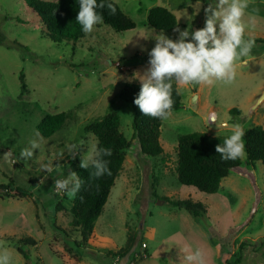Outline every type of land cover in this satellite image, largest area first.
Segmentation results:
<instances>
[{
  "label": "rangeland",
  "instance_id": "rangeland-1",
  "mask_svg": "<svg viewBox=\"0 0 264 264\" xmlns=\"http://www.w3.org/2000/svg\"><path fill=\"white\" fill-rule=\"evenodd\" d=\"M113 1L135 27L115 32L99 24L73 45L44 37L26 0H0V184L25 193L0 196V250L10 253L12 264H188L185 249L191 245L203 251L204 264H264L263 164L241 159V169L254 183L250 175L231 170L215 193L181 184L176 173L180 135L228 134V129L207 128L203 117L210 111L219 119L230 118L229 123L264 127V43L258 42L233 83L177 87L182 106L162 120L163 151L146 157L138 140L130 141L103 212L88 239L80 241L72 225L73 196L57 192L54 181L61 173L75 172L98 144L84 124L113 103L119 130L131 140L132 111L118 93L125 83H139L133 74L148 68L155 40L147 36L161 32L148 25V10L164 6L176 17V28L195 30L204 26L207 6V0L199 11L192 7L195 0ZM182 11L186 15L179 18ZM248 11L254 16V38H264V0H251ZM163 33L178 36L173 29ZM232 107L239 112H230ZM64 111L70 118L43 137L36 128L41 118ZM33 140L38 148L31 158H22L21 150ZM72 144L78 150L69 153ZM187 198L203 204L206 212L195 217L170 203ZM122 247L128 251L119 252Z\"/></svg>",
  "mask_w": 264,
  "mask_h": 264
},
{
  "label": "trees",
  "instance_id": "trees-1",
  "mask_svg": "<svg viewBox=\"0 0 264 264\" xmlns=\"http://www.w3.org/2000/svg\"><path fill=\"white\" fill-rule=\"evenodd\" d=\"M26 4L31 7L41 22V32L44 37L53 42H77L84 37L80 25L75 17L78 11V0H26ZM100 0H98V3ZM115 8V13H111L107 7L98 9L103 16V23L115 32L130 30L135 27V22L126 15L113 0H108ZM147 23L150 27L166 31L179 26L174 14L164 6H155L147 12ZM255 42L264 43V38H255ZM261 52H264L263 46ZM22 88L23 73L20 74ZM140 83L128 82L120 89L118 99L128 103L132 111V137L127 140L119 130L120 119L113 103L108 111L84 124V130L91 132L98 141V146L111 149V156L104 157L108 161L110 174H105L99 178L94 177V169L89 164L88 168L76 167L75 172L83 181L79 192L72 198L71 214L72 225L77 228L80 241L84 242L90 236L95 221L102 214L111 187L114 185L116 177L125 165V149L129 147L130 141L137 139L140 152L146 157H155L163 151L159 141L160 126L162 119L143 115L138 107L133 103L138 94ZM196 89V86H193ZM173 107L177 110L182 106V97L175 83H173ZM238 113L235 107L229 110ZM69 112H58L47 114L41 118L36 128L43 137H49L57 131L70 117ZM245 129V150L247 160L251 163L259 161L264 166V127L255 125L244 127ZM225 136H211L202 131H193L180 135L177 140V180L184 185L195 187L197 190L206 193H215L221 180L226 177L229 171H237L242 175H250V180L254 183L250 173L241 169V159L222 160L216 152V146L222 144ZM4 191V193H2ZM12 192V193H11ZM24 192L12 189L9 185L0 184V196L3 197H23ZM170 203L176 207L184 208L190 214L197 217L206 212V207L200 202L191 198L172 200ZM29 242V239H20V242ZM23 242V243H24ZM17 250L27 258L20 246ZM127 252L128 249L122 247L119 252Z\"/></svg>",
  "mask_w": 264,
  "mask_h": 264
},
{
  "label": "clouds",
  "instance_id": "clouds-1",
  "mask_svg": "<svg viewBox=\"0 0 264 264\" xmlns=\"http://www.w3.org/2000/svg\"><path fill=\"white\" fill-rule=\"evenodd\" d=\"M251 0H207L204 7V26L199 29L180 30L173 39L163 31L147 38L155 40V45L148 52V68L143 72L134 73L132 79L140 83L139 91L133 103L146 116L166 120L173 107V83L178 88H188L196 85L212 86L217 82L231 84L235 81L238 69L249 58L255 45L253 35L254 16L249 12ZM202 0H195L192 7L199 11ZM107 7L111 13L116 8L108 0H78V11L75 17L85 34L91 33L95 26L103 23V16L98 11ZM257 11L253 9L252 12ZM180 12V16H185ZM247 16V20L245 17ZM191 16L188 19L191 20ZM144 37V36H141ZM145 38V37H144ZM146 38V39H147ZM208 127L228 129L223 143L216 146V152L222 160L244 159L245 129L240 123H229L230 118L219 119L216 111H210L203 117ZM38 143L30 141V146L21 150L22 158H31ZM78 150V145L72 144L68 152ZM111 149L92 145L87 159H81L80 167L94 169L92 175L101 177L110 174L108 161L104 157L111 156ZM45 170L48 171L47 166ZM83 181L74 171L61 173L54 181L57 192L75 196ZM184 259L188 264H204V254L200 248L188 245ZM0 264H12V258L7 250H0Z\"/></svg>",
  "mask_w": 264,
  "mask_h": 264
},
{
  "label": "water",
  "instance_id": "water-1",
  "mask_svg": "<svg viewBox=\"0 0 264 264\" xmlns=\"http://www.w3.org/2000/svg\"><path fill=\"white\" fill-rule=\"evenodd\" d=\"M262 97H264V92H263V94H262L261 98H262Z\"/></svg>",
  "mask_w": 264,
  "mask_h": 264
},
{
  "label": "crops",
  "instance_id": "crops-1",
  "mask_svg": "<svg viewBox=\"0 0 264 264\" xmlns=\"http://www.w3.org/2000/svg\"><path fill=\"white\" fill-rule=\"evenodd\" d=\"M103 237H104V236H103ZM110 242H111V240H110ZM110 242H109V243H110Z\"/></svg>",
  "mask_w": 264,
  "mask_h": 264
}]
</instances>
